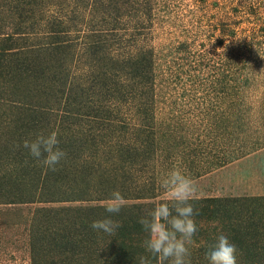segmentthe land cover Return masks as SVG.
<instances>
[{
  "label": "rangeland",
  "instance_id": "rangeland-1",
  "mask_svg": "<svg viewBox=\"0 0 264 264\" xmlns=\"http://www.w3.org/2000/svg\"><path fill=\"white\" fill-rule=\"evenodd\" d=\"M64 5L70 11L78 6L93 19L87 20L89 28L103 23L80 0H51L47 12ZM147 14L143 46L154 53L155 109L149 111L146 134L123 129L119 136L135 144L154 140V145L137 153L127 173L109 147L77 146L73 154L82 155V165L69 162V178L57 181L49 171L24 176L22 166L0 160V191L22 194L0 197V264H108L105 254L88 255L93 248L78 246L83 221L68 208L104 205L113 191L135 198L133 191L143 185L157 186L152 202L166 201L161 179L175 168L197 184L196 200L264 197V0H153ZM8 18L0 17L6 30L14 23ZM70 18L72 26H82L76 15ZM114 20H108L109 28H123ZM35 43L29 35L25 46ZM69 64L72 72L76 64ZM46 84L24 76L0 85V135L8 134L1 124L8 116L40 106L49 109L45 119L55 129L63 102ZM87 122V117L72 118L70 126L89 130ZM91 126L101 144L103 123ZM115 132L104 131L109 138Z\"/></svg>",
  "mask_w": 264,
  "mask_h": 264
},
{
  "label": "trees",
  "instance_id": "trees-1",
  "mask_svg": "<svg viewBox=\"0 0 264 264\" xmlns=\"http://www.w3.org/2000/svg\"><path fill=\"white\" fill-rule=\"evenodd\" d=\"M47 2L51 0H0V17L7 14L8 20L14 21L10 30H6L5 25L0 27V85L24 76L41 84H51L49 90L61 94L63 116H59L60 122L52 131L45 119L50 113L47 107L21 109L19 114L8 116L1 122L6 125L8 134L0 135V160L8 166H22L20 170L24 176H42V172L49 171L57 181L69 178L66 168L69 162L83 161L79 157L82 155L73 154L77 146L82 150L87 147L98 150L102 145L119 157L122 170L127 173V166L134 165L137 153L148 144L154 145V140L142 143L137 140L135 144L131 138L119 136L126 130L146 134L149 111L155 109L154 53L150 47L146 48L147 45L143 46L149 35L145 33V17L153 9V0H80L81 4L87 3L86 8L97 20L99 17L100 22L103 21L98 23L97 29L88 27V21L93 19L86 18L78 6L75 11L64 5L47 12ZM71 14L82 24L73 25L79 28L77 31L71 30ZM113 17L123 28H109L108 20ZM29 28L33 29V35L25 32ZM29 35L36 41L31 48L25 46ZM70 62L76 64L72 72ZM81 117L88 118L89 130L70 126V119ZM96 121L104 127L100 129L104 134L102 137L100 132L101 144L97 128L91 126V123L98 124ZM108 129L116 130L111 138L104 133ZM53 131H57L59 147L67 154L56 171L31 157L23 147L24 140L31 141L38 133L48 135ZM79 167L82 166L79 164ZM78 170H73L74 177ZM152 187L139 186L133 191L135 198L131 194L126 196V204L119 214L107 213L103 205L81 204L74 209L68 208L78 212L83 221L78 246L93 248L88 255L105 254L108 264H140L141 257L147 258L150 264H159L142 246L146 233L139 223L140 218L157 204L152 202L158 197L157 186ZM9 192L0 191V197L22 196L19 192ZM134 200L140 202L129 204ZM191 202L198 229L189 245L191 264H208L205 253L221 233L237 246L238 264H264V197L206 198ZM105 218L121 224L114 235L91 228L93 221Z\"/></svg>",
  "mask_w": 264,
  "mask_h": 264
},
{
  "label": "clouds",
  "instance_id": "clouds-1",
  "mask_svg": "<svg viewBox=\"0 0 264 264\" xmlns=\"http://www.w3.org/2000/svg\"><path fill=\"white\" fill-rule=\"evenodd\" d=\"M59 143L55 131L48 135L41 132L31 141L24 140L23 147L31 157L56 171V166L67 155ZM161 187L166 193V202L157 203L139 220L146 233L142 246L158 259L159 264H191L189 245L198 231L194 219L196 212L191 201L198 192L197 184L190 176L175 168L161 179ZM125 204L124 196L119 191H113L103 206L107 213L115 215L120 213ZM90 226L96 231L114 235L121 224L105 218L93 221ZM205 257L208 264H238V249L226 234L221 233L208 248ZM140 264H150V261L141 257Z\"/></svg>",
  "mask_w": 264,
  "mask_h": 264
}]
</instances>
